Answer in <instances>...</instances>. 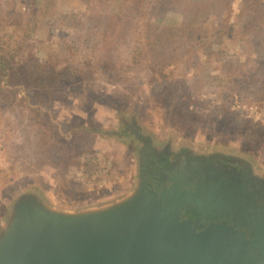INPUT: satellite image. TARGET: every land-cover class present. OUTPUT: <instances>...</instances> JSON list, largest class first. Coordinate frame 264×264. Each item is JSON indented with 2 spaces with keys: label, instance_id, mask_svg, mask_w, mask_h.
<instances>
[{
  "label": "rangeland",
  "instance_id": "obj_1",
  "mask_svg": "<svg viewBox=\"0 0 264 264\" xmlns=\"http://www.w3.org/2000/svg\"><path fill=\"white\" fill-rule=\"evenodd\" d=\"M65 1H60L58 9L53 8V19L64 15V7L71 8L81 19L86 18L87 6ZM259 1L264 4V0ZM3 2L4 8L16 7L10 20L16 25L0 23L5 27L1 35L8 36L4 38L7 45L15 46L11 35L21 33L25 27L30 1ZM111 3L110 7L123 17H137L138 0ZM230 3L229 8L222 4L223 30L229 23L235 24L225 30L220 47L214 42L223 30L195 40L201 58L194 65L187 57L177 63L165 60L163 68L149 61L144 64L152 67L151 76H147L144 68H137L141 59L132 55L127 62L131 73L138 70L134 76L122 80L107 77L104 81L95 74L67 72L66 79L53 92L45 91L32 96V100L25 99L24 93L14 97L0 86V110L10 121L7 128L0 127V211L6 210L12 191L31 183L38 185L37 192L51 204L63 210L99 206L124 197L133 189L138 173L139 141L135 134L126 135L132 119L157 140L171 138L200 150L239 153L264 172V91L254 93L249 84L234 83L225 75L229 68L226 63L260 60L264 53L244 46L252 32L248 26L251 18L242 15L245 0ZM220 10L221 5L213 3L204 16L208 31L212 32ZM48 13L41 15L42 23L37 25L41 35L48 32ZM181 22V14L170 9L160 24L179 26ZM239 22H244L242 27ZM198 28L199 23L191 26L195 32ZM62 35L64 31L54 34L51 42L34 40L31 50L45 60L52 43ZM204 43L212 45V50L204 51ZM30 54L27 49L21 51L17 57L21 65ZM90 92L99 93L97 96L106 102L89 98L94 108L86 112L80 105L85 104L83 97ZM65 119L68 120L63 122Z\"/></svg>",
  "mask_w": 264,
  "mask_h": 264
},
{
  "label": "water",
  "instance_id": "obj_2",
  "mask_svg": "<svg viewBox=\"0 0 264 264\" xmlns=\"http://www.w3.org/2000/svg\"><path fill=\"white\" fill-rule=\"evenodd\" d=\"M132 119L124 197L63 210L34 183L0 211V264H264V172L221 149L157 140Z\"/></svg>",
  "mask_w": 264,
  "mask_h": 264
},
{
  "label": "trees",
  "instance_id": "obj_3",
  "mask_svg": "<svg viewBox=\"0 0 264 264\" xmlns=\"http://www.w3.org/2000/svg\"><path fill=\"white\" fill-rule=\"evenodd\" d=\"M3 1L0 0V23L14 27L15 22L10 20L14 17L16 7L4 8ZM29 1L27 22H23L26 24L25 27L21 33L11 35L15 39V46L7 45L4 39L8 37L7 34L1 35L5 27L0 25V86L3 91L15 95L14 97L24 93L27 100L28 98L32 100V96H39L45 91L53 92L66 79L67 72L95 74L99 80L107 77H115L118 80L134 76L138 70L131 73L127 62L132 55H138L139 60L141 59L137 68H144L147 76H151L149 71L152 67L144 64L149 61L156 67L163 68L165 60L177 63L180 58L187 57L194 65L201 58L200 53L196 52L195 40L222 32L225 19L222 4L229 8L232 2V0H138L137 17L128 19L110 7L112 0H66L65 3L71 1L87 6L89 11L86 18L81 19L70 11L71 8L68 10L69 7H64L61 10L64 15L53 19V12L56 11L53 8L58 9L62 4L61 0ZM213 3L221 5V10L215 16L218 21L213 25L211 32L208 31L209 27L205 21L207 17L203 18ZM170 9L181 14L182 22L179 26L160 24L166 20L167 11ZM48 11V32L41 35L42 32L38 31L37 25L38 22L42 23L41 15H46ZM242 15L251 18L248 26L252 32L244 41L245 48L253 47L264 53V4L259 0H245ZM198 23L197 31L191 30V26ZM243 23L239 22V27H242ZM234 24L232 22V25L230 23L226 25L223 32L216 37L214 44L220 47L223 44L225 30ZM63 31L65 35L60 39L58 37L59 41L55 44L52 43L51 51L45 60L31 50L34 40L51 42L54 34ZM204 45L206 46L204 51H211L213 48L212 45L206 43ZM23 49H27L31 54L26 63L21 65L17 57ZM226 49L228 48H223V51ZM225 67H229L225 75L231 81L234 80L232 82L247 83L252 92L263 93L264 58L260 60L249 58L239 64L237 60H232L226 63ZM205 70L206 68L203 69ZM87 77L82 78L87 80ZM2 113L0 110V127L10 126L9 119Z\"/></svg>",
  "mask_w": 264,
  "mask_h": 264
},
{
  "label": "flooded vegetation",
  "instance_id": "obj_4",
  "mask_svg": "<svg viewBox=\"0 0 264 264\" xmlns=\"http://www.w3.org/2000/svg\"><path fill=\"white\" fill-rule=\"evenodd\" d=\"M99 93H87V95L85 96V97H83L84 99L82 100L85 104H82L81 103V105L80 106H82V109H84L86 112H89V111H91L93 108H94V105H92L93 104V102L91 101V103L89 104V101H88V99L89 98H92V100L95 102H98V101H101V102H106L105 100H104V98L102 99V98H100V97H98L97 95H98ZM87 102V103H86ZM85 105H86V107H85ZM69 119V118H68ZM68 119H65V120H63V122H65V121H67ZM70 123V121L68 122V124Z\"/></svg>",
  "mask_w": 264,
  "mask_h": 264
}]
</instances>
